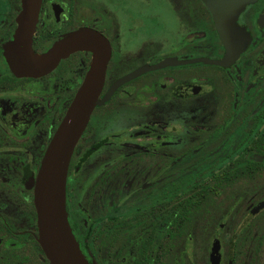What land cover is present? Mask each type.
Masks as SVG:
<instances>
[{
    "label": "flooded vegetation",
    "instance_id": "flooded-vegetation-1",
    "mask_svg": "<svg viewBox=\"0 0 264 264\" xmlns=\"http://www.w3.org/2000/svg\"><path fill=\"white\" fill-rule=\"evenodd\" d=\"M21 9L0 0V264H51L36 175L94 50L16 71ZM83 28L109 46L65 180L85 259L264 264V0H41L32 51Z\"/></svg>",
    "mask_w": 264,
    "mask_h": 264
},
{
    "label": "water",
    "instance_id": "water-1",
    "mask_svg": "<svg viewBox=\"0 0 264 264\" xmlns=\"http://www.w3.org/2000/svg\"><path fill=\"white\" fill-rule=\"evenodd\" d=\"M41 0H21L17 27L10 44L12 67L24 74L47 70L59 57L76 47L94 50L90 69L58 125L42 157L34 186L38 241L51 264H95L83 256L70 229L65 210V180L72 148L97 102L109 46L96 31L69 33L44 53L32 51L31 38Z\"/></svg>",
    "mask_w": 264,
    "mask_h": 264
}]
</instances>
